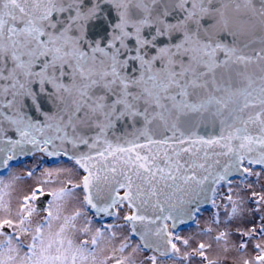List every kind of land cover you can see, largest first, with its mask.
I'll use <instances>...</instances> for the list:
<instances>
[{
    "label": "snow or ice",
    "instance_id": "1",
    "mask_svg": "<svg viewBox=\"0 0 264 264\" xmlns=\"http://www.w3.org/2000/svg\"><path fill=\"white\" fill-rule=\"evenodd\" d=\"M36 150L87 173L67 183L82 185L97 214L127 201L133 235L137 221L156 222L138 202L163 212L161 197L259 176L251 166L264 172V0H0V162ZM44 194L33 189L15 220L0 219V264H95L103 233L84 238L79 210L61 218L56 202L69 189L47 193V214L33 226ZM254 247L264 264V246Z\"/></svg>",
    "mask_w": 264,
    "mask_h": 264
},
{
    "label": "rangeland",
    "instance_id": "2",
    "mask_svg": "<svg viewBox=\"0 0 264 264\" xmlns=\"http://www.w3.org/2000/svg\"><path fill=\"white\" fill-rule=\"evenodd\" d=\"M27 161L19 168H14L1 181L0 196L4 208L0 209V219L15 220L24 196L35 188H42L45 192L67 188L72 194L56 202L60 206L61 218L72 216L79 210L81 216L76 220L77 228H89L84 238L90 240L96 229L103 233L95 248V264H116L117 259L123 260L124 264H152L150 257L153 256L156 257V264H244L246 260L255 264L257 251L254 246L257 243L264 246V234L260 231L264 227V200L259 199L264 195V172L260 168H253L254 173H261L259 176L246 174L244 178L221 185L212 206L202 210L193 225L172 233V244L179 251H172L170 256L164 257L153 251L142 250L141 242L134 238L130 224L124 219V216L131 215L126 205L117 208L110 222L95 223V214L83 204V188H72L67 183L69 179L74 184L82 181V171L73 162L62 160L58 164L36 169L38 158L33 157ZM33 167L35 169L32 174L28 175L27 172ZM228 196H231V201L227 199ZM38 211L31 218L33 226L45 217V212ZM91 216L93 220H90ZM87 221L91 223L86 225ZM59 223L55 222L54 226ZM252 229L256 230L254 234ZM222 233L224 235L218 240L217 237ZM124 243L128 247L121 252L119 249ZM241 243H246L247 247L240 248ZM200 244L205 245L203 255L200 254Z\"/></svg>",
    "mask_w": 264,
    "mask_h": 264
},
{
    "label": "water",
    "instance_id": "3",
    "mask_svg": "<svg viewBox=\"0 0 264 264\" xmlns=\"http://www.w3.org/2000/svg\"><path fill=\"white\" fill-rule=\"evenodd\" d=\"M205 131L204 128L200 129L201 134H203ZM122 134V133H118ZM114 139L113 137H110ZM31 147V146H29ZM51 147L49 148V151H51ZM84 151H87V149H82ZM37 154H43L44 156L49 157L51 161H56L60 158L64 159L65 161H70L73 162L81 171H82V178L84 175H87V173L84 172L82 168L79 167L75 163L74 160H69L67 156L65 155H55V156H49L44 152H40L39 150L34 151L32 154H27V155H20L18 154L16 159H13L11 161H8L7 166H5L2 162H0V173L5 172L8 168V166L12 163H17L21 160H27L32 157H34ZM3 160V157H0V161ZM247 166V165H246ZM252 168H261L259 165L256 166H251ZM203 175V173H201ZM246 174L240 175V174H232L226 178L225 181H221L219 184L216 185H211L209 183H205L203 188L205 189V192H201L199 188H196L194 185L192 186V189H190L188 192H178L176 195L171 199L170 202H164V197H161V202H162V207L164 209L163 212L160 211L159 208L153 209L152 207V202H149L147 206H140L138 202V206L140 207V214L145 215L149 219H155V223H147L145 222H136V234L133 235L134 238L139 240L142 245V250L145 251H153L157 253L160 256L168 257L171 255L172 248V233L178 232L180 229L184 227L191 226L195 223L196 218L198 214L205 209H209L214 201V197L216 194V191L218 188L226 183L231 182L232 180L236 179H241L244 178ZM82 187V185H81ZM215 190V194H213V191L211 189ZM135 191V189L133 190ZM196 192H200L198 196L195 195ZM125 193V189H119L118 195L123 196ZM106 194V191H105ZM85 195V193H84ZM83 195V197H84ZM52 197L50 195H43L40 200L38 205L39 206H45L44 208H47L48 204L50 203ZM181 200H183V203H181ZM84 204V203H83ZM127 206V201L124 202L123 206ZM171 205H174L172 207ZM122 208L121 206H117L116 208L112 209L113 215H105L103 213L97 214L94 210H92L90 207L89 209L95 214V216L98 218L100 221H105L109 218H113L116 213H117V208ZM129 208V207H128ZM169 213H171V217L167 220H164L163 217L167 216ZM130 214H134L133 210L130 209ZM156 217H160V219H156ZM183 221V222H181ZM166 225V231L162 233L161 235L157 236L156 235V229L157 228H164ZM131 226V225H130ZM132 229V227H131ZM147 232V240L151 247L145 248L143 245V242L141 240V233ZM171 240V244L166 243L167 240ZM158 250H154L157 249ZM167 251L168 255H162L161 253Z\"/></svg>",
    "mask_w": 264,
    "mask_h": 264
},
{
    "label": "flooded vegetation",
    "instance_id": "4",
    "mask_svg": "<svg viewBox=\"0 0 264 264\" xmlns=\"http://www.w3.org/2000/svg\"><path fill=\"white\" fill-rule=\"evenodd\" d=\"M38 156V157H37ZM35 158H38V165H37V167H36V169H38L39 167H41V166H49L50 164L52 165V164H58L59 162H61L62 160L63 161H65L64 159H62V158H60V159H58V160H56V161H51L50 159H49V157H47V156H44V155H42V154H37V155H35L34 156ZM33 158V157H32ZM26 162H28L27 160H21V161H19V162H17V163H12V164H10L9 166H8V168H7V170L5 171V172H1L0 173V186H1V181H2V179L4 178V177H6V176H8L10 173H11V171L15 168H19L20 167V165H23V164H25ZM35 169V167H33L32 168V170L31 171H29V172H27V174L29 175V173H31L33 170ZM44 193L45 194H47V193H49L48 191H44ZM44 194V195H45ZM42 196H40L39 197V199L38 200H36L35 202H33L34 203V206L36 207V209H37V211L39 210V211H42V212H45V215L44 216H46V214H47V210H48V206H49V204L52 202V199H51V201H50V203L48 204V206H47V208H44L45 206H39L38 205V203H39V200H40V198H41ZM38 211V212H39ZM94 218V217H93ZM90 220H93L92 219V216H91V219ZM112 220V219H111ZM110 219H107V220H105V221H100V220H98V218L97 217H95L94 218V221H95V223H99V221H100V223H104V222H110L111 221ZM5 231L6 232H8V233H11L12 232V230H10V229H8V228H5ZM87 239V238H86Z\"/></svg>",
    "mask_w": 264,
    "mask_h": 264
},
{
    "label": "bare ground",
    "instance_id": "5",
    "mask_svg": "<svg viewBox=\"0 0 264 264\" xmlns=\"http://www.w3.org/2000/svg\"><path fill=\"white\" fill-rule=\"evenodd\" d=\"M260 169H261V168H260ZM220 187H221V186H220ZM220 187H219V188H220ZM219 188H218V190H219ZM218 190L216 191V194H217ZM216 194H215V197H216ZM215 197H214V198H215ZM109 219L111 220V219H113V218H109ZM196 219H197V218H196Z\"/></svg>",
    "mask_w": 264,
    "mask_h": 264
}]
</instances>
